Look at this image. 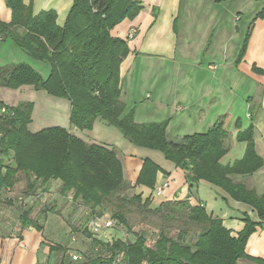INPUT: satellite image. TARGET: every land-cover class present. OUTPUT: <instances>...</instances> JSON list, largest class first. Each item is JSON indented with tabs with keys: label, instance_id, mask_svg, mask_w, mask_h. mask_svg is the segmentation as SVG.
Wrapping results in <instances>:
<instances>
[{
	"label": "trees",
	"instance_id": "1",
	"mask_svg": "<svg viewBox=\"0 0 264 264\" xmlns=\"http://www.w3.org/2000/svg\"><path fill=\"white\" fill-rule=\"evenodd\" d=\"M5 4L11 16L8 23L0 21V39L11 40L29 58L47 65L49 72L43 77L27 62L0 66L1 87L15 90L31 86L65 99L70 103L72 127L89 130L100 117L131 144L157 150L176 167L187 171V181L206 180L251 206L260 219L264 218V194L257 195L228 178L229 174L252 172L260 165L253 149L252 123L236 135V139L246 142L243 157L231 165H223L220 159L233 144L232 133L225 126V114L219 115L204 133L173 135L167 129L166 120L136 123L134 108L126 111L120 100L119 69L127 45L125 40L111 37L110 30L124 18L137 14L139 7L135 3L73 0L62 26L56 23L52 10L34 15L22 0H5ZM263 14L264 10L260 15ZM1 107L5 113L0 112V155L10 156L11 163L0 165L5 170L0 171V188L11 189L21 172L28 180L26 195L50 180H57L62 195L70 194L90 211L99 209L94 212H99V216L104 213V205L115 199L134 202L140 210L164 220L178 219L182 225L172 234L160 229L149 244L146 236L138 231L133 233L132 240L103 242L93 237L87 222L83 232L99 249L92 248L85 255L86 264H239L238 260L246 256L245 244L255 225L249 218H245L244 228L233 236L221 219L209 215L199 205L171 201L150 209L147 199L143 201L138 195L125 194L130 184L124 179L114 148L87 143L59 126L30 132L27 126L31 122V102L20 101L10 106L0 101ZM157 171L153 162L144 160L136 183L153 186ZM48 210L45 207L43 213ZM112 216L115 219H109L116 227L119 223L128 225L121 212ZM20 224L40 230L29 218L28 210L21 213ZM191 228L196 234L193 242L188 239ZM50 249L66 253L60 245ZM118 256L119 263H116Z\"/></svg>",
	"mask_w": 264,
	"mask_h": 264
},
{
	"label": "crops",
	"instance_id": "2",
	"mask_svg": "<svg viewBox=\"0 0 264 264\" xmlns=\"http://www.w3.org/2000/svg\"><path fill=\"white\" fill-rule=\"evenodd\" d=\"M22 1L30 6L34 15L42 11H54L59 26L64 24L73 4V0ZM131 1L139 7L137 14L132 18H124L110 30L111 37L123 39L127 45V53L119 69L120 100L125 104V109L132 107L136 112L140 110L149 112L142 119L133 116L136 123L161 122L169 119L167 129L173 135L204 133L222 114H225L226 118L228 114L230 115V123L234 113L230 106L214 109V105L206 104L208 99L210 104H215L216 96L221 100L227 99V93H231L227 85L222 91H216L212 87L224 84L226 65L232 62L234 65V59L237 57L236 68L244 72L252 81L257 97L258 110L253 122L249 112L246 116L251 119L253 149L260 159V165L252 172L229 174L228 178L235 184H241L246 189L255 191L257 195H263L264 14H260L264 10V0ZM10 16L11 12L5 0H0V21L8 23ZM243 18L246 24L242 26L239 22ZM131 30L135 31L134 35L127 37ZM202 35L206 38L211 36L210 45L206 49L204 45L199 44ZM26 57L27 54L11 40L0 39V66L27 62L33 67L36 63H30ZM211 71L213 76L209 88L203 94L200 90L194 94L195 86L200 87L202 84L203 74ZM48 72L47 68V72H41V75L46 77ZM24 87L31 86H22L15 90L0 86V93L11 90L18 94V91ZM47 96L48 102L61 108L62 112L67 110L68 117L66 124L52 121V124H46L44 128L49 125L59 126L87 143L114 148L123 167L124 179L130 184V188L126 191L127 196L138 195L143 201L147 199L150 202L151 195L155 194L154 188L168 181V186L159 196L160 205L171 201H185L191 206L199 205L209 215L221 219L233 236L244 228V220L247 217L255 225L245 244L246 256L239 259L238 263L264 264V218L260 219L251 206L235 200L223 189L206 180L187 181L185 178L187 171L176 167L157 150L131 144L114 126L100 117L94 120L89 130L72 127L69 123V101L48 94ZM0 101L12 106L21 100L18 98L14 102L0 98ZM250 104L248 99V110ZM190 105L194 106L192 110ZM186 112L197 113L195 116ZM246 125L236 120L233 128L226 127L232 133L233 148L239 144L237 152L239 155L226 161V153L220 159L221 164L231 165L243 157L246 142H237L236 135L239 131H244ZM28 126V130L33 132ZM6 158L0 155V161ZM146 159L158 167L153 186L136 183L143 161ZM0 171L3 173L5 170L2 168ZM12 188H0L2 207L11 205ZM59 188L60 183L57 180H50L43 187L36 188L39 193H35V189L33 193L26 195V188L23 195L24 202L34 198L38 205L29 203L28 207L20 209L17 215L18 227L13 232H10L8 225H4L8 213L2 216V221H5L0 223V264H59L60 262L75 264L71 261V255H86L92 252V248L95 251L99 249L93 246L91 238L83 232V227L98 209L94 212L90 211L80 200H73L70 194L62 195ZM45 207L49 210L43 213ZM148 207L157 208L152 207L150 203ZM27 210L29 218L40 226V230L32 226H21L20 215ZM42 214L43 219H41ZM46 228L49 236L46 235ZM119 230L117 226L91 237L103 242L124 239ZM55 245L64 247L66 253L51 250L50 248Z\"/></svg>",
	"mask_w": 264,
	"mask_h": 264
},
{
	"label": "rangeland",
	"instance_id": "3",
	"mask_svg": "<svg viewBox=\"0 0 264 264\" xmlns=\"http://www.w3.org/2000/svg\"><path fill=\"white\" fill-rule=\"evenodd\" d=\"M245 21H246L245 18H243L242 21L239 22V24L243 26ZM202 37H201V41H199V44L201 43V45H204V48L206 49L210 45L211 36L206 38L205 35H202ZM197 38H198V35H197ZM236 58L234 59V65L232 64L233 62L231 64L228 63L226 65L227 71H226L224 84L218 85L217 87L216 86L212 87L216 91L217 90L222 91V90H225L224 86L227 85L228 88L230 87L229 91H231V93L230 94L227 93V99L221 100V99H218L219 96H216L217 99L215 100L216 101L215 104L214 103L210 104V99L207 100V104H206L207 106L214 105L215 106L213 107L214 109L216 107L223 108L224 106H227V105L230 106L232 110L234 111L233 118H232V121L229 123L230 115L228 114L226 121H225V125L226 127L230 126L232 128L234 127L236 120H238L239 122L241 121L244 124H247L246 127H248V125L251 122V119L250 117L246 116V114L248 112L249 114H251L252 116L251 118L253 122L254 117L256 115V111L258 110L257 97L255 95L253 83L251 80H249L246 77V74L244 72H242L240 69L237 70L236 68L237 59ZM26 59L32 64L36 63V64H33V68L37 69L40 73L47 72L48 67L45 64L36 62L28 57H26ZM212 73L213 72L211 71V72L203 74L204 79L202 81V84L200 85V87L195 86V88L193 89L194 94H197V90L198 91L200 90L201 94H203L209 88V85L211 84L210 79L212 78L211 76H213ZM6 91L7 92L0 93V98H3L4 100L14 101V102H16L18 98H20L21 101H28L32 103V112H31L32 122L29 123L28 127L33 132L43 129L44 125L46 126V124L47 125L52 124V121L56 122L57 124H66L67 117H68L67 110L62 112L61 108L56 107L51 102H48L47 100L48 96L46 92L42 90H34L32 87H24L20 91H18V94L11 92V90H6ZM248 99H250V103H251L250 110H248V106H247ZM190 106H191L190 110H192L194 106L193 105H190ZM131 108L132 107L130 108L126 107V111L130 110ZM55 111H57V113H55ZM148 113L149 112L147 110L146 111L140 110L139 112H136L134 110V118L137 119L139 117L140 119H142L143 116H145ZM186 113L187 114L192 113L196 116L197 112H186ZM56 115L58 117L57 119H56ZM167 121L169 122V119H167ZM48 127H50V125ZM237 142H243V141L237 140ZM238 151H239V144H236L235 148H233L232 146L230 150L227 152L226 154L227 156H225V160L228 161V160H231V158L234 159L236 156L239 155V154L237 155ZM8 163H11L10 156L0 161V165L2 164L5 165ZM27 182L28 180L26 179L25 175L19 172L17 174L16 183L11 190V196H10L11 205H6L4 207L0 205V223L6 220L4 222V225H8L10 232H13L14 229L18 227L17 215L20 209L28 207V205H30L29 203H35V204L37 203L34 198L30 199L31 202L28 200L26 203L24 202L23 195L25 194V190L27 188ZM37 191L38 190L36 189L35 193H39V191L38 192ZM119 195L121 196L122 194H119ZM160 202H161V199L159 196H156L155 194L151 195L149 203L151 204L152 207H158L160 205ZM119 204L120 205L122 204L123 206L121 208L115 207V205L118 206ZM117 211L121 212L125 216L127 223H128L127 226L120 224V223L117 225L118 228H120L119 230L120 234L123 235L121 237H123L124 239H133V233L138 231L140 233H143L146 236L147 243L152 244V242L156 238L158 231L160 229H164L167 233L172 234L176 231V229L182 226L178 219H173V220L165 219L164 220L160 218L159 216H156V215L154 216V215L145 213L144 211L140 210L134 202L132 203L121 202L115 199L112 200L110 204L104 205L103 214L99 216L98 214L99 212H96L94 216L101 217L103 219H109V218L115 219L112 216V214ZM5 213H8V217H6L4 221H2L3 220L2 216H4ZM41 216H42L41 219H43L44 215L42 214ZM49 221H50V218H49ZM193 230L194 228H191V232L188 234L189 235L188 239L191 242L194 241V238L196 235V234L194 235ZM46 235L49 236V231L47 230V228H46ZM86 256L85 254H83V255H80V259L75 260V261L71 260V261L74 262L75 264H86V261H85Z\"/></svg>",
	"mask_w": 264,
	"mask_h": 264
},
{
	"label": "built area",
	"instance_id": "4",
	"mask_svg": "<svg viewBox=\"0 0 264 264\" xmlns=\"http://www.w3.org/2000/svg\"><path fill=\"white\" fill-rule=\"evenodd\" d=\"M135 31L131 30L130 32H128L127 37H132L134 35ZM0 112L1 113H5V108H0ZM168 186V181H164L162 183H160L159 185H157L154 188V193L157 196L162 195L164 189ZM116 224L114 223L113 220L111 219H103L101 217H92L88 223H87V228L88 230L94 234V235H99L102 231L104 230H108V229H112L115 228ZM71 259L72 260H78L80 259V256L77 254H73L71 255ZM119 256L116 259V263H119Z\"/></svg>",
	"mask_w": 264,
	"mask_h": 264
}]
</instances>
